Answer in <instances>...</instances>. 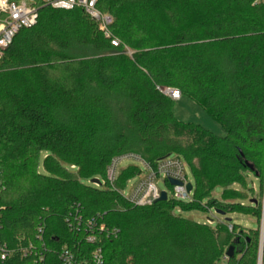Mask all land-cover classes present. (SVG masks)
I'll list each match as a JSON object with an SVG mask.
<instances>
[{"label": "trees", "instance_id": "trees-1", "mask_svg": "<svg viewBox=\"0 0 264 264\" xmlns=\"http://www.w3.org/2000/svg\"><path fill=\"white\" fill-rule=\"evenodd\" d=\"M37 5L0 59V264H62L63 249L76 264L98 249L103 264H218L230 247L226 264H259L264 0H99L117 47L84 10ZM160 88L225 135L179 121ZM124 155L152 168L180 158L192 200L135 206L122 191L142 168L108 177ZM194 211L249 215L258 229L183 216Z\"/></svg>", "mask_w": 264, "mask_h": 264}, {"label": "built area", "instance_id": "built-area-1", "mask_svg": "<svg viewBox=\"0 0 264 264\" xmlns=\"http://www.w3.org/2000/svg\"><path fill=\"white\" fill-rule=\"evenodd\" d=\"M263 1V0H262ZM31 3L18 4L11 2L10 0H0V59L3 57L4 51L11 45L13 38L23 28H30L37 22L39 9L38 0H30ZM44 5L50 6L54 9L72 10L78 7L84 10L91 16L93 20L98 22L99 29L105 34L107 39H111L109 32V25L112 22V18L108 14L101 13L97 5L99 0H42ZM112 46L117 47L118 41L111 39ZM162 94L170 98L172 101L177 102L182 98V94L175 88H160ZM122 160L139 162L142 168V175L148 174V181L144 185L137 186L131 193L127 194L122 191V194L126 200L134 204L135 206H148L156 202L163 191L158 187L160 182L167 186L170 184V180L177 181L181 185H171L170 193H167V197L171 195V198L175 201H191L193 190L188 192L187 186L189 178L187 175L186 164L178 157H168L158 163L156 168H152L149 164L143 161L140 157L135 155H124L116 158L108 170V177L110 181H114L118 172V166ZM131 182V181H130ZM130 182L128 184H130ZM148 187H145L146 185ZM128 186V185H127ZM210 225H215V222L209 221ZM230 231L233 230V226L228 225ZM41 233V230H39ZM41 237H39L40 239ZM88 242H95L93 237L88 239ZM0 258L2 261H6L9 254L4 250V247H0ZM59 259L62 264H76L75 255L67 250L63 249L60 253ZM81 264V263H79ZM84 264H103L102 251L96 250L91 257V260Z\"/></svg>", "mask_w": 264, "mask_h": 264}, {"label": "rangeland", "instance_id": "rangeland-1", "mask_svg": "<svg viewBox=\"0 0 264 264\" xmlns=\"http://www.w3.org/2000/svg\"><path fill=\"white\" fill-rule=\"evenodd\" d=\"M10 1L18 4L31 3L30 0H18V1L10 0ZM173 113L174 116L183 123L200 125L218 137H223L225 135V132L221 127V125L213 118H211L200 106H198L195 102H193L191 99L187 97H183L180 101L175 102L173 107ZM133 163H136L139 166H141L139 162L122 160L118 166V171H120L122 168L132 165ZM187 175L189 178V183L193 187H195L194 179L192 177L191 172L188 169H187ZM147 181H148V174L146 173L133 179L130 182V184H128L127 188L125 189V192L129 194L131 193V190H134L137 186L146 184ZM148 186L149 185L147 184L145 187ZM158 187L161 191L167 190L170 193V189L164 183L160 182L158 184ZM253 188L256 191L255 184L253 185ZM215 193L217 196H219L220 190H217ZM169 198H171V195H169ZM249 198H258V195L254 193L253 195H250ZM262 200L264 204V198ZM183 216L195 220L196 222L202 224H209L208 223L209 221H213L215 222V225L225 224V223L228 224L229 222H227L226 219H230L233 224L238 225L247 230L258 229L257 220L249 215L231 214L227 216H221L219 214H216L214 211H210L206 213L194 211V212L184 213ZM215 225H210V226L214 228ZM259 228L261 231V225L259 226ZM227 260L228 258H226L225 255L224 258L218 264H226Z\"/></svg>", "mask_w": 264, "mask_h": 264}, {"label": "water", "instance_id": "water-1", "mask_svg": "<svg viewBox=\"0 0 264 264\" xmlns=\"http://www.w3.org/2000/svg\"><path fill=\"white\" fill-rule=\"evenodd\" d=\"M92 183L99 184L100 181H99V179H94V180H92ZM170 184L171 185H181V183H179L177 181H174V180H170ZM187 190H188V192H191L193 190V186L191 184H189L187 186ZM167 200H168L167 193L165 191H163L161 193L160 198L157 201H167ZM216 214L224 216L223 214H220V213H217V212H216ZM226 221L230 222L231 220L230 219H226ZM261 235H262V248H261V256H260V259H259V264L262 263V249H263V239H264V215H263V220H262V223H261ZM233 256H234V247H230L229 250L226 253V258L231 259Z\"/></svg>", "mask_w": 264, "mask_h": 264}]
</instances>
